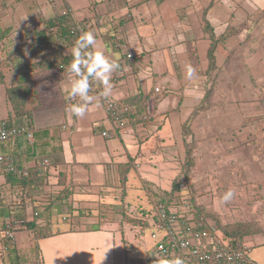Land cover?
Masks as SVG:
<instances>
[{
	"label": "crops",
	"instance_id": "crops-1",
	"mask_svg": "<svg viewBox=\"0 0 264 264\" xmlns=\"http://www.w3.org/2000/svg\"><path fill=\"white\" fill-rule=\"evenodd\" d=\"M65 10L71 11L74 21L87 25L86 31L93 32L106 56L118 61L120 69L112 75L108 98L120 105L131 104L133 114L142 112L144 127L140 121L123 117L121 111L113 117L102 102L83 118L66 113L71 103L66 91L69 65H58L71 55L73 45L60 55L48 46L42 52L35 47L33 33L45 28L44 20L59 17ZM207 24L216 38L228 35L218 44L212 64ZM263 24L264 0H0V121L25 126L16 117L8 92L20 84L18 75L26 69L29 74L22 76L23 82L33 86L37 105L28 129L32 137L22 135L8 142L0 148V156L13 155L25 168L50 160L47 185L33 193L26 192L27 186L8 183L0 164V231L9 217L22 212L18 205L26 198L28 220L38 218L42 223L47 216L51 221L48 235L35 239L24 230L15 241L23 254L37 251L39 264H147L154 240L146 247L136 230L122 222L123 202L132 203L130 189L142 191L143 196L134 195L137 198L150 194L149 180L129 185L131 164L135 161L139 165L132 167L141 168L140 164L149 162V145L144 142L159 148L157 158L167 162L172 142L181 139L184 143L186 125L194 121L192 114L207 92L215 106L212 117L218 115L216 106L225 104L232 118L237 112L233 94L241 91L235 84H222L224 69L247 55L256 42L254 34L263 41ZM130 54L131 59L127 58ZM20 62L22 70L16 67ZM188 65L196 70L192 80L186 78ZM158 87L160 93L155 91ZM90 94L97 97L96 91ZM151 107L158 123L144 120ZM191 129L192 136L199 134L194 123ZM104 131L110 137H104ZM114 137L119 142L110 139ZM123 174L128 178L125 187ZM37 211L45 213L35 215ZM245 242L259 247L252 250V258L264 264V241L252 236Z\"/></svg>",
	"mask_w": 264,
	"mask_h": 264
},
{
	"label": "rangeland",
	"instance_id": "rangeland-1",
	"mask_svg": "<svg viewBox=\"0 0 264 264\" xmlns=\"http://www.w3.org/2000/svg\"><path fill=\"white\" fill-rule=\"evenodd\" d=\"M261 15L263 16V13ZM257 25L256 23L254 28ZM261 28H264V24ZM258 31L254 33H258ZM254 37L256 42L250 45L247 55H241L242 59L238 60L235 65H228L224 69L226 74L222 78L224 80L222 84L229 86L235 84L241 91L240 94H233L237 112L229 119V111L224 109L227 105L222 104L215 108L218 115L212 117L215 106L211 105L213 98L211 99V96L209 97L207 94L208 96L206 95L207 97L205 96L200 103L199 111L194 112L192 117L194 121H190L186 125L184 143L181 139L172 142V157L166 160L168 163L157 158V149L159 148H155L154 144L144 142L147 146L149 145L146 146L150 154L149 162L140 164L142 167H136L137 169L132 165L138 166L139 164H136L135 161L131 164L128 171L129 185L140 186L143 178L149 180L147 184L154 187L147 186L150 189V194L140 198L134 195L140 193L143 196L142 191L132 190L130 187L128 197L132 202L130 203L132 207L143 205L152 209L158 192L173 190L174 185L185 182V188L189 189L184 194L186 196L175 200L176 203L184 199L185 204L188 205L186 202L189 197H192L210 218L219 220L223 225L250 224L253 229L259 230V233L252 236L264 241V55L261 54L264 39L261 42L258 40V35L254 34ZM239 53H241L240 50ZM258 55L261 59L257 57ZM251 57L255 59L253 61L246 59ZM252 63L254 66L251 65ZM16 67L22 70L21 62ZM254 70H258L260 73H256ZM208 80L207 85L212 86V79L208 78ZM220 83L217 82L218 85ZM210 86L208 88H211ZM222 89L226 88L222 87ZM149 111H153L152 107L146 110L148 115H150ZM207 116H211L212 119L209 121ZM156 118V112H152L151 121ZM156 123H158L157 120ZM193 123L199 133L196 136H192L194 133V129H191ZM124 132L125 130H123ZM116 138L110 139L119 142ZM185 143L192 151L189 160H187L188 150L184 146ZM160 159L162 160V158ZM229 189H233L237 195L230 202L223 203L220 198ZM183 193L185 192H180L179 195ZM183 209L189 210L188 207ZM16 221L20 222L21 220L17 219ZM22 225L23 223H20L17 234L24 232ZM132 229L136 230V237L146 247L152 246L150 230ZM17 234L15 241H18ZM241 242L245 243V240Z\"/></svg>",
	"mask_w": 264,
	"mask_h": 264
},
{
	"label": "trees",
	"instance_id": "trees-1",
	"mask_svg": "<svg viewBox=\"0 0 264 264\" xmlns=\"http://www.w3.org/2000/svg\"><path fill=\"white\" fill-rule=\"evenodd\" d=\"M72 21L71 16H64L61 15L59 17L44 20L43 23L45 25V28L41 31H33V33L36 35V38L34 40L35 47L38 48L40 44H46L50 49L56 50V54L60 55L63 49L68 47V45L71 43V35H70V23ZM87 26V25H84ZM207 31H211V40L212 44L209 50V59L211 64L214 62V54L217 50L218 44L225 40V38L228 35L222 36L221 38H216L213 34V30L210 29V25L207 24ZM86 29V28H85ZM240 30V28H239ZM90 31V30H87ZM68 43L67 45L64 43ZM50 53H52L50 51ZM1 57V56H0ZM64 60L58 65L61 68H65L70 64L73 57L72 55L63 57ZM212 66V65H211ZM0 69H1V61H0ZM29 74V69H26L23 73H20L18 75L19 79L21 78V82L18 86H15L14 88L10 89L8 92V98L10 100V103L12 105L13 111L17 118L22 119L24 121L25 127L29 130L32 128L33 124V111L37 107V105L34 103L33 95H36L32 89L33 86L29 84L28 82H23L22 76H27ZM3 80V76L0 72V83ZM211 92H207L209 97L211 96ZM206 94V95H207ZM207 95V96H208ZM206 96V97H207ZM118 103V102H117ZM128 104V103H127ZM120 106V104H118ZM125 105V104H122ZM201 108V107H200ZM200 108L195 109V111H199ZM194 111V112H195ZM193 112V116H194ZM134 111H130V113H124L123 117L131 120V121H140V124L143 125V119H142V112L138 111V113L133 114ZM192 116V117H193ZM10 125H14L13 122H9ZM137 126L135 125V128ZM187 130V128H186ZM115 136V135H114ZM20 137V136H19ZM17 139V138H15ZM15 139H8L6 141H3L0 143V148L2 146H5L8 142L13 141ZM185 146L187 147V160L191 158V149H188V144L185 143ZM32 149V148H31ZM13 155H6L4 156L5 159L12 158L17 164L20 171H22V174H14L11 172L6 171L7 164L6 162L2 165V171L6 173V178L8 183L11 185L14 184H20L21 187H28L26 190L27 193H33V191H36V189H41L45 185H47L49 180V173L46 168L44 172H39V170L36 167L33 168H25L20 165L18 160ZM24 171H27L29 174L25 176L23 174ZM122 186L125 187V185L128 182V178L126 174H123L122 176ZM186 180V178H185ZM151 188L154 187L153 185L148 184ZM156 187V186H155ZM149 189V188H148ZM189 188H180L179 183L174 185L173 190H168L163 193H157L155 204L161 203L165 204L168 207H177V208H189V212L196 213L199 215H204L205 217H208V214L196 204L195 200L192 197H189L188 199V205L185 204L184 199L175 202L176 199H180L183 196H186V190ZM125 190V189H123ZM150 191V189H149ZM126 190L124 191L125 195ZM180 192H185L183 194H180ZM25 201L21 200V204L18 205L22 212L17 216H11L8 218V220L11 221V223L14 225V222L17 219L22 220L23 225L22 229L26 230L28 233L33 235L35 239L41 238L44 235L49 234V226H50V219L46 216L44 217V220L42 223L39 222L37 219H33V221L28 220L27 214H26V206ZM186 205V206H185ZM48 207V206H46ZM42 213L44 215L45 212H39L37 211L35 215H40ZM123 223L129 224L132 228L135 229H141V230H151L154 227L155 222V205L151 208H146L143 205H136V207H132L130 203L123 202ZM212 219V218H211ZM7 220V221H8ZM7 221L3 224V229L0 231V264H39L40 263V256L37 251H32L30 254H23L21 250H19L15 246V242L10 240L6 235V224ZM217 227L220 229V231L225 235L226 238H228L232 243L241 242L242 240H246L247 237H250L254 234L259 233V230L253 229L250 224L243 225V224H233V225H223L220 223L219 220H214ZM175 258L173 254L163 253L159 252L156 249V243L154 242V246L149 250L148 256H147V264H158L161 260H169Z\"/></svg>",
	"mask_w": 264,
	"mask_h": 264
},
{
	"label": "built area",
	"instance_id": "built-area-1",
	"mask_svg": "<svg viewBox=\"0 0 264 264\" xmlns=\"http://www.w3.org/2000/svg\"><path fill=\"white\" fill-rule=\"evenodd\" d=\"M62 15L71 16V11L65 10ZM83 31H86L84 24L72 19L70 44L74 45L75 40ZM64 43L68 44L65 41ZM38 48L45 52L47 45L40 44ZM50 50L53 52V49ZM127 58L131 59L132 55H128ZM92 90L96 91L98 102L104 103L107 111L113 117H117L119 111L130 113L131 104L119 106L111 98L100 97L101 89L96 85H93ZM155 91L160 93L162 90L158 87ZM76 102L77 100H71V103ZM144 120L150 122L151 114H146ZM102 134L104 137H110V133L107 131L102 132ZM22 135L32 137V133L25 126H11L8 120L0 121V143ZM5 162L7 172L22 174L12 158L5 159L4 156H0V164L3 165ZM49 165L50 160L43 159L38 164L37 169L39 172H44ZM23 174L27 176L29 173L24 171ZM179 186L185 188V182H180ZM22 222L21 220L20 222L15 221L14 225L11 222L6 224L5 235L10 240L15 242L17 229ZM151 238L156 243V249L159 252L173 254L175 258L180 257L185 261V264H262L253 260L252 246L246 242L232 243L220 231L213 219L202 214L191 213L188 209L168 207L161 203L155 204V222Z\"/></svg>",
	"mask_w": 264,
	"mask_h": 264
},
{
	"label": "clouds",
	"instance_id": "clouds-1",
	"mask_svg": "<svg viewBox=\"0 0 264 264\" xmlns=\"http://www.w3.org/2000/svg\"><path fill=\"white\" fill-rule=\"evenodd\" d=\"M71 55L73 59L68 66L70 77L66 91L68 98L77 102L68 104L65 111L70 118L79 119L100 106L97 97L90 94L93 85L101 89L100 97L106 99L112 94V75L120 69V64L116 59L105 55L91 31L81 32L74 42ZM195 75V68L191 65L186 66V78L192 80ZM236 195L233 189H229L220 199L223 203H228ZM158 264H185V261L176 257L161 260Z\"/></svg>",
	"mask_w": 264,
	"mask_h": 264
}]
</instances>
